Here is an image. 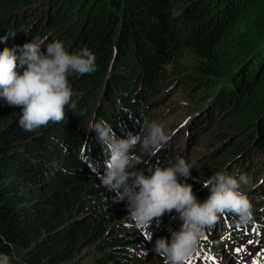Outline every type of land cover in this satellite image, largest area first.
<instances>
[{
	"label": "trees",
	"instance_id": "1",
	"mask_svg": "<svg viewBox=\"0 0 264 264\" xmlns=\"http://www.w3.org/2000/svg\"><path fill=\"white\" fill-rule=\"evenodd\" d=\"M62 5L81 13L76 28L58 19ZM55 28L57 34L49 33ZM10 33L15 37L5 36ZM48 38L73 54L87 47L96 56L97 71L70 75L76 112L34 132L19 126V107L0 99V234L23 257L12 258V264H144L134 251L135 229L117 217L116 206L124 202H115L114 193L100 185L104 149L88 130L105 120L118 138H126L140 132L139 118L154 121L149 106L159 85L171 79L163 76L165 68L178 72L185 50L201 59L187 79L208 91L206 102L191 110L165 150L146 155L149 162L137 169L151 175V167L169 166L196 122H210L213 112L224 114L230 125L219 131L217 145L235 135L246 142L209 168L195 172L189 163L191 174L201 176L187 183L203 202L210 193L202 183L215 172L246 175L250 183L241 190L253 205V219L240 224L225 214L203 237L220 232L213 250L239 239L259 243L264 237V0H0V49ZM136 153L145 157L139 145ZM176 215L165 214L151 225L152 244L157 235L170 240L180 226ZM148 232L140 234L145 239ZM0 252L10 255L12 249L0 245Z\"/></svg>",
	"mask_w": 264,
	"mask_h": 264
},
{
	"label": "clouds",
	"instance_id": "2",
	"mask_svg": "<svg viewBox=\"0 0 264 264\" xmlns=\"http://www.w3.org/2000/svg\"><path fill=\"white\" fill-rule=\"evenodd\" d=\"M15 35L5 34L13 38ZM96 71V56L87 47L73 54L59 40L45 43L34 39L23 46L4 47L0 49V99L19 107V126L34 132L50 123L65 122L68 112H76L70 75L84 76ZM136 123L140 132L129 133L126 138H118L105 120L95 122L88 131L96 133L104 149L100 185L114 193L115 202L126 203L128 214L124 220L129 228L144 234L165 214H177L173 219H178L180 226L170 232V240L157 238L150 249L163 264H185L197 251L205 231L223 215L231 214L240 224L253 219V205L241 190L250 183L246 175L236 178L227 171L215 172L202 183L210 195L201 202L187 183L192 166L183 157L169 162L167 167H151V175L137 169L144 162L136 153L138 145L145 155L157 157L171 136L147 117ZM145 239L151 242L152 233L148 232ZM0 245H7L14 254V246L2 234ZM144 254L148 251L144 250ZM0 264H12V256L0 252Z\"/></svg>",
	"mask_w": 264,
	"mask_h": 264
},
{
	"label": "rangeland",
	"instance_id": "3",
	"mask_svg": "<svg viewBox=\"0 0 264 264\" xmlns=\"http://www.w3.org/2000/svg\"><path fill=\"white\" fill-rule=\"evenodd\" d=\"M53 9H55V7H53ZM61 10H64L63 5ZM77 15H81V13L76 14L69 9H65L64 11H61V16L58 15V19L64 22L67 21L66 25L76 28L75 24L80 23L77 22V20L80 21V19H77ZM73 17H76V19H73ZM25 18L26 17H24V19ZM88 23L89 20L85 22L82 30L88 28ZM47 29H49V27L45 28V30ZM59 31L60 28H55L49 31V33L57 34ZM49 38L45 41V43H49ZM178 62L179 69L176 73L171 71V69H173V66L171 65L165 68L167 73L163 76L165 78L171 76V79L164 81L161 85H159L154 94L155 99L153 101H155V103L149 106V110L152 109L154 121L159 123L172 139L180 135L181 125L184 123L186 118L191 117L193 114V111L191 110H194L199 104L206 102V92H208L207 90H203V87H201L200 84L196 82H189L187 79L192 74L197 73L201 64V59L191 51L185 50L183 54H181V60L177 61V63ZM173 64L175 66V56ZM129 74L133 76V72H130ZM194 95L196 96L195 98L197 101H194L196 100L193 98ZM195 102L197 104L193 105ZM234 113L235 112H231L229 115H234ZM211 117L212 119H210V122L206 119V121H198L195 123V125L197 123L198 125L200 124V130H197V125L188 131L187 136L184 134L182 140L178 143V154L173 157L171 162H174L177 158L183 157L188 163H194L193 170L196 172L201 168H209L212 164L219 160L218 158L221 159L226 157V153L233 150L238 145L246 142L244 141V138H240L238 135H235L224 144L222 143L221 145L220 143L217 145V143L221 140L219 131L227 128L230 124H227L224 120L227 117H224V114L221 116L218 115L217 112H213ZM195 139L199 140L194 143ZM148 156L145 155L144 162L141 163L140 166H144L147 162H149ZM255 156L258 157L257 160L260 159V155L258 153H256ZM230 167L231 165H229V168ZM195 172L194 174H191V178L188 180L197 181L200 178V173L197 175ZM126 211V203H118L116 206V212L117 217L120 220H124V217L128 214ZM139 235L142 236V240L138 238L140 237ZM219 235L220 232L213 235L209 240L201 239L197 251L185 261V264H263L257 261L258 258L255 256L261 251L260 247L262 246V243H264V240H261L260 244L253 249L247 248L248 252L246 253H241L234 247H229L227 249L224 242H222L221 249L216 248L213 250V245L220 244L219 239L216 241V238H218ZM134 237V251L138 254L137 256L140 257L144 264H163L162 260L156 259V256H154L150 251L154 243L152 245L150 242L146 241L143 235H141L136 229L134 231ZM157 238H159L158 235ZM144 250L148 251L147 255L144 254ZM10 255L13 260H20L23 258L22 253L18 250H14V254L11 252Z\"/></svg>",
	"mask_w": 264,
	"mask_h": 264
},
{
	"label": "snow or ice",
	"instance_id": "4",
	"mask_svg": "<svg viewBox=\"0 0 264 264\" xmlns=\"http://www.w3.org/2000/svg\"><path fill=\"white\" fill-rule=\"evenodd\" d=\"M249 243H251V241H249ZM238 251H239V249H238Z\"/></svg>",
	"mask_w": 264,
	"mask_h": 264
}]
</instances>
